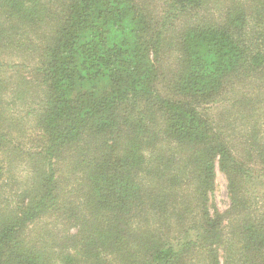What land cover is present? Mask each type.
Masks as SVG:
<instances>
[{"label":"trees","instance_id":"obj_1","mask_svg":"<svg viewBox=\"0 0 264 264\" xmlns=\"http://www.w3.org/2000/svg\"><path fill=\"white\" fill-rule=\"evenodd\" d=\"M7 181L0 264H264V0H0Z\"/></svg>","mask_w":264,"mask_h":264},{"label":"rangeland","instance_id":"obj_2","mask_svg":"<svg viewBox=\"0 0 264 264\" xmlns=\"http://www.w3.org/2000/svg\"><path fill=\"white\" fill-rule=\"evenodd\" d=\"M28 73H23V77L28 78ZM24 92L21 97L18 98H10V109L12 112L18 113V112H24L26 108L37 98V95L39 94V90L36 88H32L30 85L23 87ZM37 91V94L35 95ZM227 97L231 96V91L229 89L226 90ZM214 108V106L212 107ZM215 112V109L212 110V114ZM235 131L233 134H236L238 130V126L234 128ZM25 141L28 142L26 138H24ZM21 169V174L24 173L23 168ZM11 182L7 181L3 184V186L0 189V198L3 199L4 197H8L10 192V185ZM16 197H13V194L10 197V200H15ZM213 200L216 204V206L219 208L220 211H224L228 208L230 204V197L228 194V180L226 174L220 169L219 165L217 164L216 169V188L213 193Z\"/></svg>","mask_w":264,"mask_h":264}]
</instances>
